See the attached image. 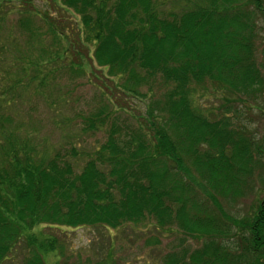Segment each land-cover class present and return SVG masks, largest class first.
Instances as JSON below:
<instances>
[{
    "label": "trees",
    "instance_id": "1",
    "mask_svg": "<svg viewBox=\"0 0 264 264\" xmlns=\"http://www.w3.org/2000/svg\"><path fill=\"white\" fill-rule=\"evenodd\" d=\"M48 2L78 19L74 39ZM261 21L264 0H0V264H122L112 251L71 262L46 228L63 235L148 220L201 243L161 264H264V199L244 217L226 210L264 193V138H247L230 108L211 120L192 100L207 84L264 102ZM87 75L99 104L64 117L60 79ZM32 96L51 125L79 119L83 134L104 132L105 142L91 154L54 144Z\"/></svg>",
    "mask_w": 264,
    "mask_h": 264
},
{
    "label": "rangeland",
    "instance_id": "2",
    "mask_svg": "<svg viewBox=\"0 0 264 264\" xmlns=\"http://www.w3.org/2000/svg\"><path fill=\"white\" fill-rule=\"evenodd\" d=\"M48 14L54 15L59 19L61 26L67 31L77 30L76 19L71 12L64 9L56 8L50 2L42 4ZM10 18L15 19L12 15ZM66 20V21H64ZM260 31L257 39V62L264 76V22H259ZM72 34V39H74ZM95 70L98 68L95 66ZM97 76L100 73L97 71ZM89 75V72H88ZM81 78L62 77L60 80L63 84H68L69 91L67 100L59 101L62 108V115L72 119L78 114L86 115L95 109L99 104L101 91L97 89L96 83L89 76ZM73 77V76H71ZM92 79V81H91ZM62 84V83H61ZM61 94H58V97ZM32 105L37 103L38 113L35 115L43 124H45L44 132L52 139L54 144H61L66 149L71 145L75 146L82 154H91L94 150L103 144L106 140L104 132L85 135L80 129V120L74 119V123L68 128L61 126L62 129L50 124V113L44 108L41 99L31 97ZM122 104L127 102L131 111L136 116L144 112V104L139 100L129 99L121 95ZM126 100V102H125ZM196 109L205 115L208 119L220 118L225 114L224 109H231L227 115L234 118V125L250 140L257 145L264 138V102L256 100L254 103L245 102L244 98H234L226 90L219 86L203 85L195 89L192 98ZM58 103V101H57ZM130 111V112H131ZM82 115V116H84ZM72 116V117H71ZM81 116V117H82ZM76 121V122H75ZM75 132V133H74ZM88 160H78L75 165L79 171ZM260 188L259 183L254 187ZM259 197L258 199L257 196ZM248 195L247 198L236 202L232 207H227V211L237 217H244L255 201H262L264 193ZM229 209V210H228ZM159 226L153 221L148 220L140 225L128 224L118 230L108 231L101 227L86 228L75 232L59 234L57 231H50L46 228V233L50 236H59L58 238L65 245V256L71 262H76L83 258H91L93 261L105 259L108 252H113V259L122 264H161L162 256L169 252L178 250L179 248H187L194 250L200 247L198 240L185 237L176 228L159 229ZM182 240L184 242L182 243ZM22 260L21 253L16 258ZM82 261V259H81ZM55 259L50 256L49 264H54Z\"/></svg>",
    "mask_w": 264,
    "mask_h": 264
}]
</instances>
